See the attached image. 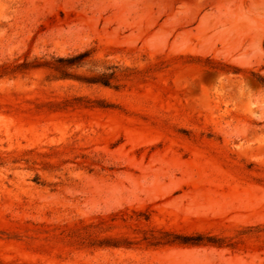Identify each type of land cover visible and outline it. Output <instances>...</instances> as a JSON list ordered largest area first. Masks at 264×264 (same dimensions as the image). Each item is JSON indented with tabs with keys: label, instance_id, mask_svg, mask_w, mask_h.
I'll use <instances>...</instances> for the list:
<instances>
[{
	"label": "rangeland",
	"instance_id": "1",
	"mask_svg": "<svg viewBox=\"0 0 264 264\" xmlns=\"http://www.w3.org/2000/svg\"><path fill=\"white\" fill-rule=\"evenodd\" d=\"M0 264H264V0H0Z\"/></svg>",
	"mask_w": 264,
	"mask_h": 264
},
{
	"label": "trees",
	"instance_id": "2",
	"mask_svg": "<svg viewBox=\"0 0 264 264\" xmlns=\"http://www.w3.org/2000/svg\"><path fill=\"white\" fill-rule=\"evenodd\" d=\"M88 54H89L88 51H84V52H80L75 55L58 58L57 61L60 64L59 68L62 69V68H68V67H73V66H80L88 58ZM27 64L28 63H23L19 66H26ZM39 66H43V67H47V68L55 69V70L58 69L54 66H50L47 62L36 64L35 67H39ZM63 75H66V74H63ZM92 79L93 80H89L87 82L108 85L111 77L110 75L102 74Z\"/></svg>",
	"mask_w": 264,
	"mask_h": 264
}]
</instances>
